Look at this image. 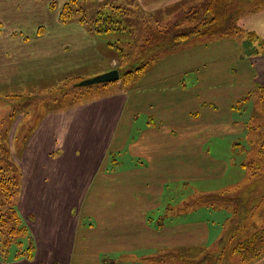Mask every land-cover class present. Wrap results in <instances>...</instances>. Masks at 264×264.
Wrapping results in <instances>:
<instances>
[{"label": "crops", "instance_id": "obj_1", "mask_svg": "<svg viewBox=\"0 0 264 264\" xmlns=\"http://www.w3.org/2000/svg\"><path fill=\"white\" fill-rule=\"evenodd\" d=\"M68 1L0 0V24L33 26V33L15 27L3 35L8 44L6 60L0 62V83L51 81L54 89L63 76L84 80L113 70L115 59L101 63L100 38L90 26L91 19L89 24L87 20L61 21V8ZM98 1L102 6L117 4L134 10L139 19L133 17L136 24H158L163 16L191 10L204 0ZM256 17L264 22V12ZM249 26L242 28L258 32ZM227 38L193 49L198 56L205 50L211 56L209 64L206 59L194 60L192 73L203 68L214 71V65L217 74L207 79L224 82L218 75L225 60L219 59V47L233 40L238 46L227 52L238 57L242 72H247V60L240 54L243 45ZM163 65L143 75L131 89L124 91L120 80L117 88L94 97L84 91L69 107L39 118L18 157L21 191L17 206L19 216L28 222L32 257L0 255V264H174L177 256L193 264L221 248L222 264H227V248L220 237L216 239L217 234L212 241L211 222L205 219L203 209L214 208L199 204L198 199L192 205H175L171 195L174 185L182 189L191 180L223 176L226 166L207 150L212 134L207 136L205 129L212 122H222L226 113L215 116L209 111L214 118L206 115L193 123L191 116L200 113L199 109L190 111L189 104L204 100L187 97L190 65H181L176 75L148 79ZM210 81L205 87L209 88ZM173 113L183 126L169 123ZM137 121H141L138 127ZM221 226H227V221ZM230 254L233 264H264V250L258 257H246L234 249Z\"/></svg>", "mask_w": 264, "mask_h": 264}, {"label": "rangeland", "instance_id": "obj_2", "mask_svg": "<svg viewBox=\"0 0 264 264\" xmlns=\"http://www.w3.org/2000/svg\"><path fill=\"white\" fill-rule=\"evenodd\" d=\"M263 1L251 0V2H246L244 5L246 10H248L252 5L251 3L259 2L260 4ZM71 4L73 14L72 19L69 21L79 20L85 23L87 20L89 24V19H91L90 26L98 31L96 35L100 38L99 48H101L102 64L106 65L109 60L115 59L116 63L113 67L120 72L121 76L131 69L136 68L139 71V68L143 67L142 71L135 73L127 83L121 80V85L125 84V86L122 85L124 91L133 88L143 75L149 74L161 63H164V65L156 69L148 79L159 74L166 75V73L169 76H173L176 75L175 71L180 73L182 69L180 66L184 63L190 65V69H187L189 71L186 73L187 97H191L190 100H204L199 102V105L195 102L189 104L190 111L199 109L200 113L198 116H191V121L193 123L200 122L206 115L214 118L212 114H209V111L214 113L215 116L220 113H226L222 122H212V125L205 129L207 136L212 134V137H209L210 143L207 145V150L211 151L210 155L220 158L226 168L223 170V176L220 177L191 180L182 189H178L174 185L171 190L174 204L192 205L197 199L207 196L203 204L216 209H203L207 212L205 219H209L211 222L213 229L212 241L217 234L216 239L220 237L219 241L222 240L223 247L227 248V264H233L234 262V258H230L231 250L240 243L247 242L248 244L250 238L256 233L258 234V239L253 241L255 252L261 250L259 245H262V248L264 247V199L260 203L258 201L261 199L259 193H264V38L261 36L262 33L264 34V22L257 19L256 13L264 12V6L263 8L240 12L236 21L238 29L229 35V37L236 39L239 44L243 45L240 54L247 60V72H244L245 70L242 72V64L237 60L238 57L236 58L235 55L230 57L229 52H227L230 48H237L238 44L234 46L233 43L236 44L234 40L230 41L231 43L224 41L227 43H223L219 47L221 50V58L219 59H225L222 64L224 65V70L222 67L221 70L223 71H218L219 77L224 82L217 83L216 80L210 81L212 78L207 79V76L209 77L214 73L217 74L218 69L214 65L212 67L214 71H211L210 68H203L192 73L191 65L197 63L194 60L201 61L206 59V64H209L208 60L211 52L205 50L200 56H198V53L193 54L192 52L197 47L212 45V42L215 43L220 38L227 40V37L218 35L207 38H195L173 50H164L156 44L147 45L146 43L149 28L165 31L178 21L182 22L181 28H188L199 23V19L195 22L185 20V16L187 13L189 14L190 10L182 12L175 10L170 15L163 16L158 21V24L155 22H151V24H136L135 22L139 20L135 16L137 15L136 12L130 9L118 8L117 4L114 6H102L98 0H78L76 3L72 2ZM56 6V3L53 4V9H56ZM128 17H132V19L129 21ZM133 17L136 19L135 22ZM243 24L245 26L253 25V27L249 26L251 27L250 29L261 32V35L256 31H249L244 27L243 29ZM53 26L52 24L47 29L52 30ZM15 27H23V29L33 33V26L0 24V35H2L0 36V62L2 59L3 63L6 60L4 55L8 44L7 38L2 37L10 34L11 29ZM18 36H21V34ZM9 37L11 38V35ZM14 48H17L16 45ZM176 55L181 57L178 59ZM202 55L203 57H201ZM176 67L179 70H176ZM250 67H253V73ZM228 68L229 72H227ZM248 74L254 79L249 78ZM81 81L83 80L79 78L63 76L59 85L56 86L58 89L56 87L54 89L51 88L53 83L51 81L30 85L0 83V180L9 176V168L11 166L8 162H13L16 168L15 172H17L16 181L21 191V169L18 164V157L21 155L22 146L25 144L29 134L34 131L39 123V118L49 111L64 109L77 96L79 98L84 91L89 90L90 98L100 94V92L105 93L107 88H117L116 84L120 80L108 84H95L86 87L76 86ZM209 81L211 83L209 88L205 87ZM169 118L170 124L183 126V122L180 121L177 114L173 113L172 119L171 115H169ZM196 118L201 120H194ZM140 124L141 121H137L136 127L140 126ZM1 188L0 186V202L3 205L0 206V209L5 210L10 207V204L12 205V202L9 204L7 200L5 201L3 198L5 191ZM20 191L12 199L13 206H15L18 213L17 201L20 197ZM246 192H248V201L239 202V198L241 200ZM215 195L224 198V200H220V197L213 198ZM199 204L202 203L199 202ZM41 209L38 208L37 210ZM165 213H169V211H165ZM200 214H203V211H200ZM21 217L20 225L28 229L27 219ZM201 217H204V215H201ZM165 219L167 221L169 217ZM226 221L227 226L223 228L221 224L223 225ZM9 223H11V226H17L13 221ZM215 226L218 227L217 230H214ZM9 227V225L6 226V233ZM17 227L20 228V226ZM29 236V230L26 235L9 236L8 234H0V255L4 258L8 255L12 257L17 252L26 250L29 245ZM5 239H9L10 244L5 245ZM19 242H22L21 248L18 246ZM249 247L251 248V244ZM221 250L222 248L218 249V252L209 254V256H218L221 259ZM256 254L258 253L245 256L253 257ZM173 263L189 264L184 258L179 256L173 258ZM193 264H199V262H194ZM219 264H222V262H219Z\"/></svg>", "mask_w": 264, "mask_h": 264}, {"label": "trees", "instance_id": "obj_3", "mask_svg": "<svg viewBox=\"0 0 264 264\" xmlns=\"http://www.w3.org/2000/svg\"><path fill=\"white\" fill-rule=\"evenodd\" d=\"M78 0H70L69 3L65 4L60 11V18L62 22H69L70 19H72L73 14V7L72 2H77ZM251 2V0H204L200 6L193 8L189 11V14L185 16L186 21H193L195 22L197 19H199V23H197L194 26L188 27V28H181L182 22L178 21L174 23L170 29H167L165 31H162L161 29L153 30L151 28L148 29V38L146 40L147 45L156 44L160 48H163L164 50H173L175 48H179L181 45L185 44L186 42L191 41L195 38H204V37H212V36H221V37H228L231 35L233 31H237L238 26L236 25L237 16L242 11H251V9H257V8H263L264 1L259 4L254 2L251 3L252 5L246 10L245 3ZM109 30V29H108ZM252 35H254L251 32ZM143 68V67H142ZM142 68H139V71H142ZM138 69H131L128 72L124 73L120 80L127 83L131 77L134 76L135 73L139 72ZM77 86V84H76ZM8 164L11 166L9 168V176L4 177L3 180H0V186L5 191V195L3 198L5 201L7 200L9 204L12 202V205L10 204V207H7L5 210L0 209V234L1 235H9L14 236L17 234H24L26 235L28 230L25 226L20 225V216L17 212L15 206H13V196L17 193H19L20 188L18 186V183L16 181L17 175L15 172V164L13 162H8ZM248 192L244 194V196L239 198L240 201H248ZM263 193V191H262ZM259 196H261V199H259V203L262 202V199H264V193H259ZM206 197L199 198V202L205 203ZM210 197V196H208ZM214 197H220V196H213ZM1 198V196H0ZM220 200H224V198L220 197ZM218 199V200H219ZM230 200V199H228ZM237 200V199H236ZM0 202V206H2ZM212 207V206H211ZM1 208V207H0ZM213 208V207H212ZM216 209V208H214ZM10 221H13L14 224H17V226H20L18 228L17 226H11L9 223ZM8 222V224H7ZM10 226L8 228V231L6 233V226ZM6 229V230H5ZM258 239V234H254L252 238H250L249 243L243 242L240 243L237 247L234 248L235 253H239L241 255H250L253 253H258L253 257L261 256V250L262 245H259L261 250L256 251L254 240ZM30 240V238H29ZM9 239L4 240V244H10ZM22 242L18 243V246L21 248ZM251 244V248L249 247ZM34 246L30 240V243L28 245V248L24 251L17 252V257H21L22 255H26L28 258L32 257ZM219 262H222V253H221V259L213 255L207 256V258L203 261H201L199 264H219Z\"/></svg>", "mask_w": 264, "mask_h": 264}, {"label": "water", "instance_id": "obj_4", "mask_svg": "<svg viewBox=\"0 0 264 264\" xmlns=\"http://www.w3.org/2000/svg\"><path fill=\"white\" fill-rule=\"evenodd\" d=\"M120 72L117 69L108 71L105 74L96 76L92 79L83 80L77 84L78 87H86L95 84H108L113 82H118L120 80Z\"/></svg>", "mask_w": 264, "mask_h": 264}]
</instances>
